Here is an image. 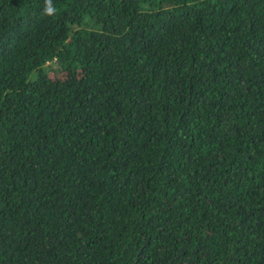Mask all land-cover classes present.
Segmentation results:
<instances>
[{
	"label": "trees",
	"instance_id": "trees-1",
	"mask_svg": "<svg viewBox=\"0 0 264 264\" xmlns=\"http://www.w3.org/2000/svg\"><path fill=\"white\" fill-rule=\"evenodd\" d=\"M0 0V264H264V0Z\"/></svg>",
	"mask_w": 264,
	"mask_h": 264
},
{
	"label": "clouds",
	"instance_id": "clouds-1",
	"mask_svg": "<svg viewBox=\"0 0 264 264\" xmlns=\"http://www.w3.org/2000/svg\"><path fill=\"white\" fill-rule=\"evenodd\" d=\"M54 7L51 4V0H45L44 14L52 15L54 14Z\"/></svg>",
	"mask_w": 264,
	"mask_h": 264
}]
</instances>
